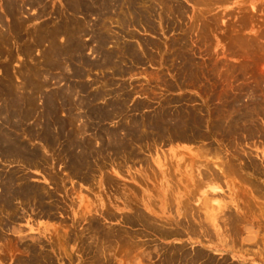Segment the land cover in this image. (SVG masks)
Here are the masks:
<instances>
[{"label": "rangeland", "instance_id": "1", "mask_svg": "<svg viewBox=\"0 0 264 264\" xmlns=\"http://www.w3.org/2000/svg\"><path fill=\"white\" fill-rule=\"evenodd\" d=\"M3 136L0 264H264V0H0Z\"/></svg>", "mask_w": 264, "mask_h": 264}, {"label": "bare ground", "instance_id": "2", "mask_svg": "<svg viewBox=\"0 0 264 264\" xmlns=\"http://www.w3.org/2000/svg\"><path fill=\"white\" fill-rule=\"evenodd\" d=\"M106 6V5H105ZM146 21H148L147 19H146ZM150 23V22H149ZM59 32V31H58ZM103 43V42H102ZM72 49H73V47H72ZM72 49H71V52H72ZM105 56V55H104ZM106 57V56H105ZM107 58V57H106ZM108 61L110 60V59H107ZM8 86V85H7ZM6 87V86H5ZM4 91V90H3ZM6 94V93H5ZM4 96V95H3ZM6 96V95H5ZM6 104V103H5ZM5 106H7V104L5 105ZM4 107V106H3ZM13 107V106H12ZM6 109H7V107H6ZM11 114V113H10ZM50 134V133H49ZM48 138V137H47ZM7 140L5 139V136H3L2 138H0V143H2V144H7L6 146H5V149H2L3 150V152L5 153H8V154H10V153H14V155H18L19 156V158H20V156L22 155V156H24L25 154L24 153H22L23 151H21L20 150V148H18V149H14V148H12L13 146H11L9 143H7L6 142ZM48 142H49V140H47ZM50 141H51V139H50ZM10 143H11V141H10ZM50 143V142H49ZM14 144H16V143H14ZM12 145H13V143H12ZM15 146V145H14ZM16 146H17V144H16ZM19 146V145H18ZM17 146V147H18ZM21 147V146H20ZM25 151V150H24ZM26 152V151H25ZM29 153V152H28ZM33 153V152H32ZM35 154V153H34ZM17 157V156H16ZM30 157V156H29ZM29 157L27 158H23V159H29ZM35 157V156H34ZM30 158H32V156L30 157ZM31 160H33V159H31ZM82 160V159H81ZM80 161V160H79ZM9 177V176H8ZM6 179H8V180H6V186H8L9 187V185H11L12 183V181H11V179H9V178H6ZM10 182V183H9ZM7 190L6 191H4V193H3V196H4V199H3V203H4V205H5V207H9V204H10V202H11V200L14 198V197H16V198H20V199H25V200H27L29 197H30V195H31V192H32V190H34L35 188H31L30 186H24V185H21V191L19 192V193H17V189H11V194H12V197L10 198L9 197V188H6ZM32 196H34V198H37L38 200H39V198H42L41 197V195H40V193L39 192H37V191H33V195ZM3 198V197H2ZM1 199V198H0ZM2 202V201H1ZM3 205V204H2ZM3 205V206H4ZM7 210V209H6ZM8 210H10V209H8ZM4 226H6V225H4Z\"/></svg>", "mask_w": 264, "mask_h": 264}]
</instances>
